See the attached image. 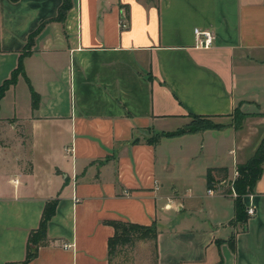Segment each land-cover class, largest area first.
Here are the masks:
<instances>
[{
    "label": "crops",
    "instance_id": "1",
    "mask_svg": "<svg viewBox=\"0 0 264 264\" xmlns=\"http://www.w3.org/2000/svg\"><path fill=\"white\" fill-rule=\"evenodd\" d=\"M70 1L0 0V264L53 199L26 264H109L112 220L156 224L153 264H264V171L244 228L228 194L264 136V0ZM191 115L224 122L148 143Z\"/></svg>",
    "mask_w": 264,
    "mask_h": 264
},
{
    "label": "trees",
    "instance_id": "2",
    "mask_svg": "<svg viewBox=\"0 0 264 264\" xmlns=\"http://www.w3.org/2000/svg\"><path fill=\"white\" fill-rule=\"evenodd\" d=\"M15 1V0H13ZM71 7L70 0H62V3L58 9L57 15L54 17L56 20H62L65 16L66 11ZM38 28L36 29V31ZM34 31L28 37L27 45L30 44L34 34ZM27 54V52H23V55ZM22 57V56H21ZM19 74H23V65L21 58L19 59L18 65L15 70L11 73L10 78L6 79L0 85V99L3 97L5 90L10 86L15 84L17 80V76ZM31 100L32 107H36L38 103V95L31 91ZM237 110V109H236ZM264 114V113H260ZM248 114L244 115V118ZM193 119H198L202 116L200 115H191ZM243 118V119H244ZM242 119V121H243ZM241 119L237 120V125L240 126L242 124ZM219 125H192L190 127H182L177 128L174 131H161L154 132L151 137L147 139L148 143L154 144L161 137H174L184 133H193L199 130L217 128ZM223 169V168H222ZM239 177L235 180V189L237 191V197L234 198L235 202V210H236V220L242 223L247 222V218L249 217L247 213V206L244 204L243 197L245 195L251 194L255 192V187L257 181L261 178L262 173L264 171V136L261 139L260 144L258 145L255 153L245 162L238 165ZM208 185L213 186V178H212V169L208 170L207 173ZM56 199L47 201L43 208L41 218L38 224V227L32 231H30L27 242L26 256L23 261L18 263H7V264H26L29 260L36 256L38 247L46 242V228L47 223L51 216L54 214ZM109 224L113 227V234L108 238V252H107V260L108 263L111 264L112 259L117 255L120 248L124 246H132L137 241L141 240H150L152 241V245L154 248L155 254V245H156V237H157V227L153 222L150 225H141L128 221L122 220H112ZM232 246L234 247V242L232 240ZM154 256V255H153Z\"/></svg>",
    "mask_w": 264,
    "mask_h": 264
},
{
    "label": "rangeland",
    "instance_id": "3",
    "mask_svg": "<svg viewBox=\"0 0 264 264\" xmlns=\"http://www.w3.org/2000/svg\"><path fill=\"white\" fill-rule=\"evenodd\" d=\"M244 115L245 114H243L240 107H238L233 116L235 120H238L244 117ZM222 122H224V119L222 118L201 117V119L200 118L193 119L192 117H188L187 120L184 121L183 123L177 124L178 125L177 127L182 128L186 126L185 128H187L190 127L191 125L193 127L194 125H199V124L219 125ZM236 169H238V167ZM244 224L245 223L241 222L242 228L245 227ZM153 253H154V248L152 245V241L150 240L137 241L132 246H124L120 248L117 255L112 259L111 264H153L154 261Z\"/></svg>",
    "mask_w": 264,
    "mask_h": 264
},
{
    "label": "built area",
    "instance_id": "4",
    "mask_svg": "<svg viewBox=\"0 0 264 264\" xmlns=\"http://www.w3.org/2000/svg\"><path fill=\"white\" fill-rule=\"evenodd\" d=\"M195 37H197V41H195V45H197L198 47H210L213 45L214 41H215V35L212 31L209 30H203V31H198L197 33H195ZM67 150L72 151V147L68 148ZM240 173L239 170L236 169L234 171V176L233 179L230 183V191H229V195L233 196V197H237V191L235 189V180L239 177ZM217 192H219L220 194H224V192L220 189H216L215 187H209L207 189V193L209 195H214ZM169 205H166V207H168ZM255 208L253 205H250L247 207V213L248 215H253L255 214ZM71 247V244H63V248L68 249Z\"/></svg>",
    "mask_w": 264,
    "mask_h": 264
}]
</instances>
